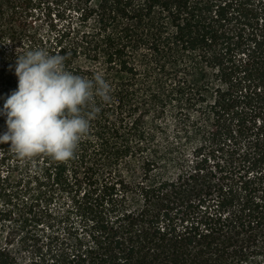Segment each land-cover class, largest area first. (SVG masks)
Listing matches in <instances>:
<instances>
[{
  "label": "trees",
  "instance_id": "16d2710c",
  "mask_svg": "<svg viewBox=\"0 0 264 264\" xmlns=\"http://www.w3.org/2000/svg\"><path fill=\"white\" fill-rule=\"evenodd\" d=\"M6 1L0 109L18 87L25 36L31 48L45 42L49 53L66 56L74 74L102 73L113 99L98 102L73 159L38 157L44 164L29 175L31 197L22 203L25 225L50 212L55 189L68 191L75 208L89 214L84 237L55 244L52 233L46 251L38 247L22 263L6 235L0 264H248L264 247V0ZM34 10L53 36L42 39L21 24ZM170 116L179 133L190 132L197 118L221 132L212 133L220 137L218 150L228 146L232 162L248 166L245 179L216 181L203 160L170 177L169 151L159 150L157 134ZM6 127L0 116V135ZM0 147L4 165L9 145ZM136 165L149 182L132 185L144 201L132 209L124 203L132 188L124 171ZM10 214L0 209V224Z\"/></svg>",
  "mask_w": 264,
  "mask_h": 264
},
{
  "label": "rangeland",
  "instance_id": "374dc122",
  "mask_svg": "<svg viewBox=\"0 0 264 264\" xmlns=\"http://www.w3.org/2000/svg\"><path fill=\"white\" fill-rule=\"evenodd\" d=\"M10 10L8 2L0 0V18L8 16ZM52 16L54 19L56 18L54 14ZM20 21L22 25L24 24L27 27L31 28L33 26L38 32V37L42 39L49 37V35L53 36L52 33L48 34L45 17L39 11H35L34 15L20 18ZM28 38V36H25L21 42L26 51L41 48L46 49L45 42L43 43L44 45L29 47L27 45L29 42ZM6 43L11 48V42L6 41ZM50 54L53 53L50 52ZM164 120H166L167 128L157 134L161 143L159 150L169 151L170 160L164 168L170 177H174L183 171H192L197 161L203 160L207 169L212 168L209 176L216 181L224 183H236L240 181L239 183H241V179H245L246 174H248V166L244 167L243 162L240 164L238 159L232 162L233 158L230 157L227 151L230 149L228 146H225L224 151L218 150L220 137L218 135L214 137L212 133L221 132H214L212 125L205 126V121L197 118L196 125H199L198 129L194 125L190 126V132L179 133L174 117L170 116ZM180 135L181 137H179ZM1 150L2 152L4 151L3 147H0ZM7 155L10 157L6 159L4 165H1L0 162L2 177L0 179V209H5L11 214L8 218L1 220L0 242L6 243L5 236L9 235L11 242L8 245L18 255L20 262L23 263L34 252L38 251L36 248L42 247L41 251H46L45 248L49 241L48 235L52 233L59 237L57 240H54L55 244L63 239V237L71 238V235H82L84 237L86 234L84 224L86 223L85 220H87L86 215L89 214L84 215L75 208L72 194L66 190L55 189L47 205L50 212H47L45 209V217L29 222V224L24 225L22 223L23 216H21V213L24 212L22 203L31 197V192L28 193L26 191L29 175L34 173L33 170L38 171L39 165L42 166L44 163L42 158L38 157L32 161H21L11 151ZM153 171L157 172V170ZM124 174L132 187L125 192L124 203L128 208L137 209L142 206L144 201L141 198L139 190L132 185L135 182H149V178L142 173L141 168L137 165L131 171L125 169ZM32 187H36L35 183ZM85 189L89 190L86 184L82 187V190ZM43 204L46 203L43 202ZM51 222L53 225L50 224ZM248 264H264V247L254 257H250Z\"/></svg>",
  "mask_w": 264,
  "mask_h": 264
},
{
  "label": "clouds",
  "instance_id": "9594fccd",
  "mask_svg": "<svg viewBox=\"0 0 264 264\" xmlns=\"http://www.w3.org/2000/svg\"><path fill=\"white\" fill-rule=\"evenodd\" d=\"M65 61L66 56L42 48L17 55L18 87L0 109L7 124L0 144H9L21 161L42 155L62 163L73 159L100 112L98 102L113 99L102 73L80 76L67 70Z\"/></svg>",
  "mask_w": 264,
  "mask_h": 264
}]
</instances>
